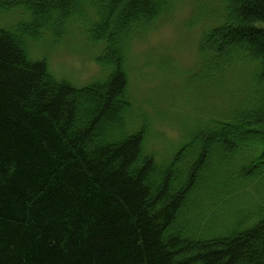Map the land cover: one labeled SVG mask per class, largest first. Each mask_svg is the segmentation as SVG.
<instances>
[{"label":"trees","instance_id":"16d2710c","mask_svg":"<svg viewBox=\"0 0 264 264\" xmlns=\"http://www.w3.org/2000/svg\"><path fill=\"white\" fill-rule=\"evenodd\" d=\"M175 1L0 0V264H264V0H222L200 39L206 77L248 69L233 107L162 160L124 125L129 43ZM80 26L108 70L85 85L27 40Z\"/></svg>","mask_w":264,"mask_h":264},{"label":"rangeland","instance_id":"374dc122","mask_svg":"<svg viewBox=\"0 0 264 264\" xmlns=\"http://www.w3.org/2000/svg\"><path fill=\"white\" fill-rule=\"evenodd\" d=\"M224 11L222 0H176L129 43L126 70L130 103L124 125L135 128L147 118L145 148L158 160L173 156L194 120H206L233 107L247 90L248 69L241 76L235 74L237 79L227 73L223 80L208 78L200 70L201 36L219 22ZM208 14L209 19H204ZM1 20H6L5 25L14 22L12 15ZM256 23L264 27V20ZM27 40L31 55L45 58L58 78L85 85L108 73L98 59L105 47L81 26L58 37L44 32ZM250 199L248 196L247 201Z\"/></svg>","mask_w":264,"mask_h":264}]
</instances>
